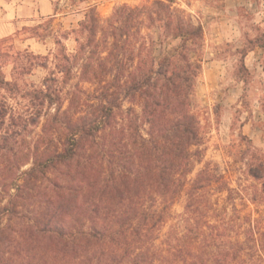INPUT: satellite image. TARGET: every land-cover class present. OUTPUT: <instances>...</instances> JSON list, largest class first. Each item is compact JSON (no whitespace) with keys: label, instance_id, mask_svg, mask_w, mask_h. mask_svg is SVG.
I'll return each mask as SVG.
<instances>
[{"label":"trees","instance_id":"1","mask_svg":"<svg viewBox=\"0 0 264 264\" xmlns=\"http://www.w3.org/2000/svg\"><path fill=\"white\" fill-rule=\"evenodd\" d=\"M70 33L75 51L57 38L55 67L24 92L3 70L12 56L25 69L23 53L0 37V89L31 95L26 107L0 99V264H264V211L238 207L216 165L188 177L203 157L202 24L146 0L105 18L89 7ZM247 153L264 199V150Z\"/></svg>","mask_w":264,"mask_h":264},{"label":"rangeland","instance_id":"2","mask_svg":"<svg viewBox=\"0 0 264 264\" xmlns=\"http://www.w3.org/2000/svg\"><path fill=\"white\" fill-rule=\"evenodd\" d=\"M145 1L53 0V13L36 16L8 39L4 48L11 54L23 53L21 65L25 69L21 70L12 56L3 67L7 78L19 75L22 92L33 91L55 67L53 52L57 49V38H61L68 52L75 51L76 34L70 33L64 38L62 33L78 28L89 7H95L105 18L118 5H138ZM174 1L196 23H201L204 31V45L198 52L202 69L193 96L203 157L195 163L188 177L193 179L207 163L216 165L235 189L238 207H244V211H264L260 184L245 170L247 148L254 145L264 150V0ZM49 16H53V20L49 21ZM144 33L149 30L145 29ZM29 37L34 38L38 46H27L25 40ZM1 94H7L12 105L19 102L26 107L30 104L31 95L26 93L23 97L14 96L0 89V99ZM39 131L40 126H36L29 138ZM185 203L186 193L183 192L174 202L163 231L180 218Z\"/></svg>","mask_w":264,"mask_h":264},{"label":"crops","instance_id":"3","mask_svg":"<svg viewBox=\"0 0 264 264\" xmlns=\"http://www.w3.org/2000/svg\"><path fill=\"white\" fill-rule=\"evenodd\" d=\"M53 0H0V37L15 35L36 16L54 12ZM26 45L38 46L37 41L29 37Z\"/></svg>","mask_w":264,"mask_h":264}]
</instances>
